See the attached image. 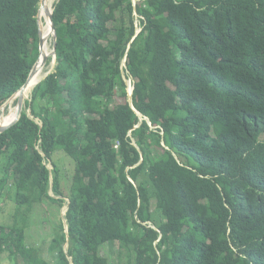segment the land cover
<instances>
[{
    "label": "trees",
    "instance_id": "trees-1",
    "mask_svg": "<svg viewBox=\"0 0 264 264\" xmlns=\"http://www.w3.org/2000/svg\"><path fill=\"white\" fill-rule=\"evenodd\" d=\"M40 1L0 0V107L39 58ZM53 8L57 65L26 103L34 119L0 134V199L26 219L69 199L57 264H111L106 245L117 264H264V0ZM58 152L74 166L66 193L52 162L60 199ZM0 264L47 263L25 226L0 224Z\"/></svg>",
    "mask_w": 264,
    "mask_h": 264
},
{
    "label": "rangeland",
    "instance_id": "rangeland-1",
    "mask_svg": "<svg viewBox=\"0 0 264 264\" xmlns=\"http://www.w3.org/2000/svg\"><path fill=\"white\" fill-rule=\"evenodd\" d=\"M59 0H55L54 3L58 2ZM140 0H133L134 5H136ZM41 3V1H40ZM39 3V5H40ZM54 5V4H53ZM53 7V6H52ZM46 23V19L41 21V24ZM136 25L138 27L139 21H136ZM139 28V27H138ZM52 44L54 45V39L52 38ZM55 65V64H54ZM50 66V64H49ZM54 69L51 68L50 70ZM49 70V71H50ZM132 80L128 79V89L131 91ZM29 99V100H28ZM28 100V102H27ZM27 104L32 102V94L29 98H27ZM25 102V107L28 115L34 119L32 114L31 108L27 107ZM123 99L117 97L116 103H122ZM41 101H36L35 108L36 110L42 106ZM30 110V111H29ZM36 121H39L36 119ZM52 162L56 163V165L60 169V180L63 191L66 193L69 192V187L71 184V178L74 170L73 162L71 158L65 155L63 152L56 153L52 160L46 159L45 164L51 170L53 181H54V167ZM1 176V174H0ZM51 196L58 198L60 196H56L53 191L49 190ZM69 199L65 200L64 206L59 207L58 205L53 204L51 201L45 200L44 203L35 206L32 211L28 214V218H25V213L27 208H22L21 216L16 215L17 207L14 203L11 196L7 197L4 196L0 199V224L5 225H20L25 226L26 228V244L29 247L36 248L38 250L39 256L47 263V264H57L56 258L50 252V245L52 240L58 235V227L59 222L63 220L62 214L64 213L63 210L68 206ZM155 203V202H154ZM25 218V219H23ZM65 221V220H64ZM67 250V246L64 247ZM102 254L109 260L111 264H117V255L118 252L115 246L106 245L103 250Z\"/></svg>",
    "mask_w": 264,
    "mask_h": 264
},
{
    "label": "bare ground",
    "instance_id": "bare-ground-1",
    "mask_svg": "<svg viewBox=\"0 0 264 264\" xmlns=\"http://www.w3.org/2000/svg\"><path fill=\"white\" fill-rule=\"evenodd\" d=\"M55 0H43L39 7V12L37 18H40V21L46 19V23L41 24L42 35L45 41V52L48 54L45 64H42L39 72L36 74L38 75L35 83L30 86V88L22 95L17 98H13L9 100L1 109H0V125L3 123H14L18 120L22 112L27 111L25 107V102L27 98H29L32 94L33 89L35 88L36 84L45 76V74L54 67V57H53V47L52 38L54 39V32L51 26V22L49 20V14L51 13L52 6ZM45 57V56H44ZM43 59V56L41 57ZM50 61V66L47 65L48 60ZM132 88V87H131ZM132 90V89H131ZM29 100V99H28ZM27 100V102H28ZM26 102V103H27ZM29 109V108H28ZM30 111V110H29ZM51 171V170H50ZM62 217L66 223V208L63 210Z\"/></svg>",
    "mask_w": 264,
    "mask_h": 264
},
{
    "label": "water",
    "instance_id": "water-1",
    "mask_svg": "<svg viewBox=\"0 0 264 264\" xmlns=\"http://www.w3.org/2000/svg\"><path fill=\"white\" fill-rule=\"evenodd\" d=\"M43 0H41L42 2ZM53 12H54V8L52 7V10H51V13L49 14V20L51 22V26H52V29H53V32H54V47H53V57H54V62H55V65H54V69L48 71L45 76L36 84V86L38 84H40L49 74H51L52 72L55 71V67H56V47H57V35H56V31H55V27H54V23H53ZM37 23H38V29H39V39H40V43H39V51H40V55H39V58L37 59L36 63L34 64L30 74H29V77L26 81V83L22 86V88L16 92L11 98H9L1 107L0 109L11 99L13 98H17L19 96H22L29 88L30 86H32L34 83H35V80L37 78L38 75H36L38 72H39V69L41 67L42 64H45L46 62V59L48 57V54L45 52V41H44V38H43V35H42V30H41V21H40V18H37ZM43 56V59H41V57ZM45 56V57H44ZM125 61L124 60V66H125ZM132 80V79H131ZM130 80V81H131ZM127 84H128V80H126ZM133 86V85H132ZM133 90H134V87H132V90H128V98H129V103L131 105V107L134 109L133 107V103H132V94H133ZM135 110V109H134ZM137 114L139 115V117L143 120V117L140 113L137 112ZM30 116V115H28ZM21 117V115H20ZM20 117L18 118V120L14 123H3L2 125H0V134L4 133L5 131H7L8 129H10L12 126H14L19 120H20ZM150 124V123H149ZM141 125V124H140ZM138 125V127L140 126ZM41 152V151H40ZM42 153V152H41ZM49 169V168H48ZM50 170V169H49ZM51 173V171H50ZM52 187H53V177H52V174H51V190H52ZM53 197V196H52ZM59 199L61 197H58ZM67 200V198L65 199ZM69 204H70V201H68V206H67V209H66V214L68 212V209H69ZM66 223H67V219H66ZM66 232L68 233V225H66ZM67 246V250L65 249V253L68 254V244L66 245ZM69 257V260L71 262V264H73L72 262V258L70 256Z\"/></svg>",
    "mask_w": 264,
    "mask_h": 264
},
{
    "label": "clouds",
    "instance_id": "clouds-1",
    "mask_svg": "<svg viewBox=\"0 0 264 264\" xmlns=\"http://www.w3.org/2000/svg\"><path fill=\"white\" fill-rule=\"evenodd\" d=\"M131 80V79H130ZM129 90V89H128Z\"/></svg>",
    "mask_w": 264,
    "mask_h": 264
}]
</instances>
